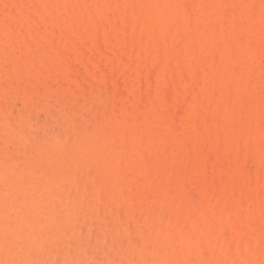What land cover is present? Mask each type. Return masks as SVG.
<instances>
[{
  "label": "bare ground",
  "instance_id": "1",
  "mask_svg": "<svg viewBox=\"0 0 264 264\" xmlns=\"http://www.w3.org/2000/svg\"><path fill=\"white\" fill-rule=\"evenodd\" d=\"M40 22L51 30L41 32L39 29L43 26H40L35 29H38L37 35L32 36L31 31ZM31 37L37 43L42 40L40 47L48 45V48L44 46L46 50L43 49L49 65L57 64L53 73L64 65L65 69H61H64L65 77L61 78H70L75 65H83L90 76H97L105 65L109 73L136 82L133 87L136 85L137 94L134 93L141 103L144 93L149 95L146 98L150 110L146 107L149 114L145 122L137 123L135 127L131 124L132 130L123 131L122 125L131 120L132 113L128 104L121 106L122 125L117 121L110 126L105 141L109 151L118 143L115 140L124 146L129 139L133 140L134 153L141 162L140 167H134L132 153L120 148L125 152L121 156L125 171L132 170L130 180L126 176L128 183L122 179V174L121 182L125 185H121V189L117 187L124 192H121L122 196H126L125 207L121 204L125 208L120 210L122 214L126 213L128 205L132 212L133 208L138 209L137 212L149 210L151 205L146 206L152 201L149 199H156L160 186L167 182L168 176L164 178L162 172L172 169L164 158L171 157L173 172L189 176L187 181H191L198 192L197 201L194 199L197 205L189 207L187 204L183 218L178 221L186 233L177 238L178 248L170 252L169 257L177 260L181 257L185 240L193 252H202L201 264H264V0H7L3 2V8L0 7V90L6 84L1 81L7 57L10 64L13 63L11 71L5 73L8 81H15L10 83L11 86L18 82L16 76L23 73L26 66L23 64L33 59L31 65H27L29 70L25 75L39 73L40 80L47 81L48 72L44 70L48 66L40 70L45 55L28 47ZM46 40L49 43L45 44ZM30 57L33 59L29 60ZM71 57V64L75 58L78 65H69ZM152 71L156 72V81H150ZM142 76L149 80L147 87L142 86ZM33 77L38 81L37 76ZM129 85L128 89L131 88ZM153 87L154 99L151 100ZM23 89L25 100L29 92L28 88ZM1 94L4 97V92ZM171 95L180 103L177 108L176 105L172 106L174 109L169 107ZM141 106L140 103L137 105L138 108ZM115 112L113 110L112 114ZM14 130L19 134V130ZM207 150L215 157V165L210 166L211 174L206 172L208 168H204L202 162ZM119 153L111 159L119 157ZM183 158L187 159L186 164ZM117 159L111 164L108 160V167L104 165L107 169L103 174L107 177L102 179L106 180L117 168L120 158ZM228 160L236 161L237 171L249 162L255 170L251 176L248 174L249 177L243 174L245 172L241 173L242 170L224 176L222 172L229 171L224 169ZM135 163L137 166V161ZM171 179L168 181L175 185ZM109 184L110 181L105 190L110 191ZM101 192H98L99 200L97 198L100 204L104 203ZM116 192L113 196L118 194ZM193 192H188L189 198L194 196ZM109 193L107 195L111 196ZM185 198L182 196L180 205L175 207H180ZM193 198L196 194L189 202H193ZM177 202L179 200L174 203ZM168 203L170 206L171 202ZM161 215L159 219L164 217L166 225H176L175 219ZM28 221L34 225L35 233V220ZM14 229L9 228L10 231ZM164 234L167 237L169 230ZM194 258L195 255L187 264H198Z\"/></svg>",
  "mask_w": 264,
  "mask_h": 264
},
{
  "label": "rangeland",
  "instance_id": "2",
  "mask_svg": "<svg viewBox=\"0 0 264 264\" xmlns=\"http://www.w3.org/2000/svg\"><path fill=\"white\" fill-rule=\"evenodd\" d=\"M1 1L0 7L3 8V2L5 3L7 0ZM12 9L16 12L15 8ZM30 15L32 14L30 13ZM4 16L3 19L6 18ZM42 24L40 22L35 26L31 31L32 36L34 33L37 35L40 26H43L39 29L41 32L46 33L47 29H49L48 31L51 30L50 27L48 28L45 24ZM36 28L38 29L35 30ZM32 41L34 46L31 44ZM46 42L47 40L44 43L46 44ZM40 43H37L34 41V37H31L28 47L33 52L39 51L44 56V49L46 50L48 45L43 44L47 48L40 47L43 43L42 40ZM46 58V55L42 58L43 67L40 66L41 71L48 66L44 70L48 72H46L48 74L46 82L40 80L39 73L26 76V72L29 70L27 65L34 60L30 57L29 60H33L23 64L26 65L22 71L23 73L16 76L17 79L15 78L19 82L18 84L16 81V86H11L10 83L14 84L15 81H8L5 74L13 68V63L11 65L8 57L5 58L6 62L2 74L4 76L1 82L3 84L6 81L7 85L3 84L4 91L0 90V264H187L194 255L196 263L201 264V261H203L201 259L202 252L200 250L201 254H199V251L193 252L189 248L190 243L185 240L181 249V257L178 260L169 257L178 248L177 238H182V235L186 233V229L180 227L178 221L183 218L186 206L197 205L194 203L197 201L198 192L191 181H187L190 180L188 179L189 176L180 173L181 177L179 178H185L183 180L178 178L180 176L178 173L173 172L174 163L172 165L173 160L171 157L164 158V162L171 164L172 169L170 172H162L164 178L168 176L166 178L168 183L164 181L160 186L162 187L160 190L167 193L164 194L159 190V196L156 199L150 198L149 200L152 199V201H149L146 205L147 207L151 205L148 211L139 209L140 211L137 212L138 209L133 208L132 212L129 210L131 208L129 205L126 207V213L124 211V214H122L123 212L120 211L126 203V196H122L124 192L120 190L121 185H125L121 180L123 179L128 183L132 177L130 173L132 170L125 171L124 169L125 165L121 157L125 153L122 152L123 149L125 148L124 151L132 153L131 155L135 157L132 158L134 160H131L134 167H140L141 162L134 153L133 140L130 141L131 139H129L127 146L115 140L114 142L118 143L114 144V150L110 149L109 151L106 150L105 141L107 135L110 134V126L118 123L117 121L122 125L123 121L120 113L122 107L127 106V104L131 106L132 121L123 123V131L128 132V128L132 130L137 123L143 124L145 122L150 110L147 99L149 95L144 93L141 103L136 95V85L133 87L135 81L132 78L128 82L115 73L110 72V74L108 72L110 71L109 68L106 69L105 65L102 68L103 71H98L101 72L98 73L99 75L94 76L92 74L90 76L87 69L82 68L83 65L80 66L81 64L78 65L79 62L76 63L75 58L71 64L73 57L69 60L70 62L68 61L69 65H78L77 67L75 65V68L72 66L73 78L72 76L68 79L61 78L62 76L65 77L63 74L64 65L61 66V68H64L63 70L61 68H59L60 70L57 69V73H60L57 75L56 71L53 73V70H56L54 65L56 67L57 64L54 62L49 65ZM6 65L12 67L9 69ZM80 68L85 69L84 72ZM104 69L107 70V75H104ZM113 74L114 77H111ZM109 75L110 77H108ZM150 75V81L155 80L156 72L152 71ZM33 76H37L38 81ZM30 77H32L31 80ZM28 79L29 82H26ZM142 81L140 82L146 83L142 86L147 87L149 80L144 76ZM152 83L155 85V82ZM128 85L131 88L128 89ZM8 87L11 88L5 90ZM23 88H28L27 91L29 92L25 100L22 97ZM168 88L172 93V89ZM118 89L120 92H117ZM152 90L151 100L154 99V87ZM2 92H4V97H2ZM169 93L167 94L169 95ZM170 98H168V102ZM173 98L170 100L172 105L169 103L171 109H174L173 105H176L175 108L178 104L180 106L178 99L174 98L173 100ZM130 99L131 101H128ZM139 103L142 105L140 108L137 107ZM113 110H116L114 114H112ZM23 116H25L24 119ZM131 124H134V127ZM14 129L19 130V134H16ZM207 142L208 139L205 143L207 144ZM118 153L120 154L119 157L117 155L118 159L120 158L118 162L121 163H118L116 170L114 169L108 175V178L104 180L107 177V174L103 173H106L107 168L105 167L109 165L108 160L110 164L116 163L117 157H115L116 159H111V157ZM206 153L209 157L206 156ZM203 156L204 168H208V170H205L208 174H211L212 167L210 166L215 165V157L208 150L204 151ZM183 159L184 164H186L187 159ZM134 161H137V166ZM150 162L151 160H149ZM226 168L229 171L224 173V170L222 172L224 176L231 173L234 175L242 170L241 173L245 172L243 174L249 177L255 170L254 165L249 162L243 164L240 167L242 169L237 171L235 160H228L224 165V169ZM114 175H117V177H114ZM103 176L104 179H102ZM126 176L129 180L126 179ZM169 178L176 186L170 184ZM95 179L100 181L98 182ZM109 181V187L112 188H109L110 191L105 190V186L108 189ZM93 182H96L94 186ZM184 186H186V190ZM93 187H99V190L97 188L94 190ZM168 189L169 191H167ZM116 190L117 197L113 196ZM190 190L196 192L192 191L194 194L192 197H195L196 194V198H193L196 201L189 202L192 198H189V193L192 194ZM98 192L106 195H102L104 197L103 204L98 201ZM108 192L112 197L107 195ZM182 196L186 197L185 200L187 198L188 200L186 202L183 199L184 203L181 201L182 205L176 208L175 205H180ZM115 197L117 200L112 199ZM175 199L179 200V203L175 204L177 201ZM168 202L172 204L170 203L169 206ZM122 203L124 207L121 206ZM182 209H184V212ZM141 210L143 211L141 212ZM161 211L163 216L167 214L166 216L170 220L175 219L176 225L172 227L166 225L164 217L160 221ZM27 214L28 217L26 218ZM158 214H160L159 218ZM3 215H6L5 218ZM1 217L4 219H1ZM31 218L37 224L35 233L33 231L34 225L28 221ZM11 227H15L14 231L9 230ZM165 230L170 232L167 237L164 234Z\"/></svg>",
  "mask_w": 264,
  "mask_h": 264
}]
</instances>
